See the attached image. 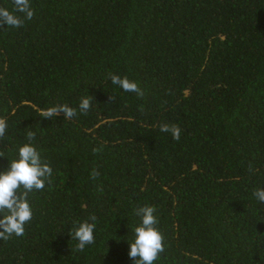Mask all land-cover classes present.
<instances>
[{"label": "trees", "instance_id": "obj_1", "mask_svg": "<svg viewBox=\"0 0 264 264\" xmlns=\"http://www.w3.org/2000/svg\"><path fill=\"white\" fill-rule=\"evenodd\" d=\"M31 7L24 27L0 29V172L33 131L52 183L30 193L33 218L22 237L0 240V264H134L142 206H155L164 237L153 264H264V203L253 195L264 188V0ZM62 104L77 116L40 115ZM163 123L179 125L178 141ZM93 214L95 243L78 251L70 229Z\"/></svg>", "mask_w": 264, "mask_h": 264}, {"label": "clouds", "instance_id": "obj_2", "mask_svg": "<svg viewBox=\"0 0 264 264\" xmlns=\"http://www.w3.org/2000/svg\"><path fill=\"white\" fill-rule=\"evenodd\" d=\"M12 9L0 6V29L22 28L26 21L34 18L35 10L31 7V0H11ZM6 26V27H5ZM111 83L124 92L135 93L143 97L144 93L139 84L127 76L109 74ZM92 96H82L79 103V112L87 114L92 105ZM113 99V97H110ZM63 114L65 120L77 116V109L68 104L56 105L46 110H41L40 115L45 119ZM7 121L0 117V139L5 137ZM159 130L171 134L173 140L180 139L181 129L177 124L163 123ZM35 132L28 131L25 143L18 150V157L10 160L7 170L0 172V240L8 241L13 236L22 237L25 234V225L33 218V209L29 202V195L34 191H42L46 185L52 183L53 169L42 158L40 150L34 145ZM101 149H93L99 152ZM5 157V152L0 150V158ZM249 171H252L250 168ZM91 178L95 179L99 173L93 169ZM253 195L264 203V188L255 189ZM155 206H142L134 210V215L140 218L139 226L134 229V240L129 243V258L134 264H153L159 254L165 251L164 237L157 227L158 219L155 215ZM97 217L93 214L82 222H74L70 229L72 240L78 241L76 249L83 251L87 246L95 243V230Z\"/></svg>", "mask_w": 264, "mask_h": 264}]
</instances>
